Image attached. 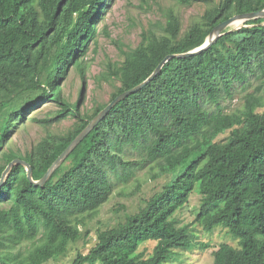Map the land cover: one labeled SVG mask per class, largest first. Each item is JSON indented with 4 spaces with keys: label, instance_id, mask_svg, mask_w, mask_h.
Masks as SVG:
<instances>
[{
    "label": "trees",
    "instance_id": "16d2710c",
    "mask_svg": "<svg viewBox=\"0 0 264 264\" xmlns=\"http://www.w3.org/2000/svg\"><path fill=\"white\" fill-rule=\"evenodd\" d=\"M110 0H0V178L19 159L39 181L53 162L115 97L141 84L168 55L200 47L219 23L264 9V0H176L203 4L184 31L177 12L141 32L140 43L108 64L102 80L108 103L82 111L62 97L70 68L83 78L82 58ZM227 32L208 50L167 61L137 93L116 104L42 185L16 165L0 187V264H48L79 237L78 225L111 197L116 185L180 175L115 228L98 231L96 244L71 264H170L192 236L174 214L196 190L194 223L205 232L222 226L237 247L221 244L214 264H264V18ZM99 79V77H97ZM84 85V82H83ZM241 97L242 108L224 104ZM45 102L59 109L39 123L47 131L29 152L3 150L29 110ZM72 120L62 134L53 124ZM229 131L221 141L215 139ZM116 184V185H115ZM155 243L145 256L141 245ZM25 245V248H23ZM168 262V263H167Z\"/></svg>",
    "mask_w": 264,
    "mask_h": 264
},
{
    "label": "rangeland",
    "instance_id": "374dc122",
    "mask_svg": "<svg viewBox=\"0 0 264 264\" xmlns=\"http://www.w3.org/2000/svg\"><path fill=\"white\" fill-rule=\"evenodd\" d=\"M108 4L82 58L83 78L79 71L70 68L61 82L62 97L69 103L78 100L80 90L83 88L82 111L90 109L94 104L109 102L113 90L102 80L101 74L107 70L109 63L118 64L123 60L122 52L138 46L143 30L152 24L164 23L165 14L169 9H173L178 13L184 31L198 20L205 10L203 4L182 6L178 5L176 0H110ZM242 105L241 97H237L228 100L224 107L226 113H232L242 108ZM58 109V105L45 102L29 110L24 122L13 131L3 150H11L22 155L29 152L47 133L39 121L49 117ZM263 111L264 106L257 110L259 113ZM71 124L72 120L53 124L50 132L62 134ZM228 136L229 131H226L217 136L215 141L221 142ZM181 168L183 167H179L173 175L156 180L150 179L151 174L148 175L147 171L143 170L137 172L135 181L127 185L115 184L110 199L94 215L85 218L84 223L78 225L79 237L68 244L64 254L55 257L48 264H71L77 254L86 255L95 246L98 231L115 228L124 221L126 215L137 213L153 194L160 192L164 185L181 174ZM199 205L200 195L195 190L189 202L174 214L178 225L187 228L192 240L191 245L185 250L174 251L170 264H214L212 253L221 244L237 247V241L222 226H216L211 232H205L194 223ZM154 246L155 243L148 242L141 245L139 251L147 256Z\"/></svg>",
    "mask_w": 264,
    "mask_h": 264
},
{
    "label": "water",
    "instance_id": "95a60500",
    "mask_svg": "<svg viewBox=\"0 0 264 264\" xmlns=\"http://www.w3.org/2000/svg\"><path fill=\"white\" fill-rule=\"evenodd\" d=\"M259 18H264V9L257 12L245 13L240 15H234L229 19L219 23L216 27H214L208 37L206 38L205 42L198 48H195L187 53L182 54H171L166 56L159 65L155 68V70L151 73L150 76L147 77L145 81L141 84L135 86L134 88L121 93L117 97H115L112 101H110L100 112L99 114L91 120L88 125L82 130V132L69 144V146L61 153V155L53 162L51 167L48 169L46 174L43 176L42 179L39 181H33L32 179V170L29 164L26 162L15 159L11 161L6 168L4 169L1 178H0V187L4 185L8 179L9 173L11 172L12 168L16 165H20L24 168L26 172V178L29 183L33 184L34 186H42L53 174V172L63 163V161L67 158V156L76 148V146L87 136V134L109 113V111L123 99L129 97L140 91L143 87H145L148 83H150L157 74L161 71L163 65L173 58H187L201 54L202 52L208 50L214 43L217 42L219 37H221L224 32L229 29L227 32H232L242 27H245L244 23L256 20ZM240 23L241 25L238 27H231L234 24Z\"/></svg>",
    "mask_w": 264,
    "mask_h": 264
},
{
    "label": "bare ground",
    "instance_id": "6f19581e",
    "mask_svg": "<svg viewBox=\"0 0 264 264\" xmlns=\"http://www.w3.org/2000/svg\"><path fill=\"white\" fill-rule=\"evenodd\" d=\"M241 24L240 23H238V24H234V25H232L231 27H238V26H240Z\"/></svg>",
    "mask_w": 264,
    "mask_h": 264
}]
</instances>
